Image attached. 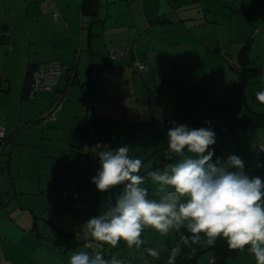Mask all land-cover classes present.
<instances>
[{
	"label": "crops",
	"instance_id": "1",
	"mask_svg": "<svg viewBox=\"0 0 264 264\" xmlns=\"http://www.w3.org/2000/svg\"><path fill=\"white\" fill-rule=\"evenodd\" d=\"M82 1L0 0V263L68 264L75 252L86 250L115 255L123 264H167L176 232L161 236L145 229L138 249L91 240L83 224L102 213L123 186L100 192L91 182L93 170L68 161L88 136L104 139L105 149L124 146L121 133L141 136L130 146L147 152L142 162L156 170L159 148H168V129L187 117L188 103L198 108L205 95L212 97L213 84L222 87L218 99L231 101L238 44L248 40L251 64L252 55L264 51V0H90L81 10ZM133 59L144 64V72L133 69ZM50 60L73 64L75 79L69 81L63 70L54 90L23 97L29 68L43 70ZM49 112L52 117L43 118ZM160 120L165 129L156 124ZM27 144L47 155L30 160L24 175L18 163L11 169V161L16 148ZM146 186L151 196L154 186ZM85 240L92 246L86 248ZM192 247L194 254L182 248L176 264H256L247 248L230 250L224 239ZM148 248L159 257L149 256Z\"/></svg>",
	"mask_w": 264,
	"mask_h": 264
},
{
	"label": "clouds",
	"instance_id": "2",
	"mask_svg": "<svg viewBox=\"0 0 264 264\" xmlns=\"http://www.w3.org/2000/svg\"><path fill=\"white\" fill-rule=\"evenodd\" d=\"M264 104V90L255 94ZM208 124V121H205ZM168 157L173 163L163 169L145 168L139 158L129 156L127 145L97 152L99 169L91 177L100 192L123 186L114 203L89 218L83 229L92 241L116 248L121 241L129 249H138L144 241L141 234L153 229L161 236L173 232L179 241L170 250L167 264H176L182 248L190 249L206 238L208 245L224 239L230 250L245 248L264 264V181L244 172V161L235 154L213 161L216 133L211 127L189 128L176 124L167 132ZM145 175H140L141 170ZM146 181L154 186L150 196ZM184 230L183 232L181 230ZM187 233V234H185ZM88 247V245H86ZM147 254L158 258L156 248ZM68 264H123L102 251H78Z\"/></svg>",
	"mask_w": 264,
	"mask_h": 264
},
{
	"label": "rangeland",
	"instance_id": "3",
	"mask_svg": "<svg viewBox=\"0 0 264 264\" xmlns=\"http://www.w3.org/2000/svg\"><path fill=\"white\" fill-rule=\"evenodd\" d=\"M256 41H258V38ZM238 45L239 48L240 44ZM258 45L259 43H253L252 47L256 48ZM260 52V54H256V57L252 55V59L254 60V64L252 65L257 68V71L255 74H251L249 77L250 81L245 85L239 81L237 74L234 73V71H231L233 77L231 81V101L225 102L223 99L214 98L211 94L214 87L213 85L210 91L212 97L208 98V96L205 95L198 108L196 106L192 107V105L188 103L189 108L186 114L187 117L182 118L179 116L181 118L175 119L174 122L177 125L186 124L189 128L193 129L211 127L216 133V143L210 146L214 149V155L212 157L213 161H215L217 157L221 158L223 161L230 154H235L244 161V172L248 174L249 177L259 175L262 180L264 178V152L260 150L257 152V148L264 144V121H259V119L261 120V117L258 116L259 114H264V104L257 101L255 96L256 92L264 90V51L260 50ZM215 85L220 89L222 88L219 84ZM211 98L222 101L220 103H213V101H209ZM205 121H208L209 123L206 124ZM156 124L159 128H166L163 120L156 122ZM117 137L120 142H123L124 145L129 147V156L131 158H139L141 160L146 158L145 155L147 152H135L130 146L131 142L140 141V135L133 136L119 133ZM164 137V135H160L159 139H164ZM18 138L20 141L23 140L22 138L20 139V137ZM151 142L152 141H150V143ZM3 144L0 148H2ZM28 146L29 144L23 148L17 149V147L14 152V160L13 162L11 161V169L15 171V166L18 163L20 165L18 169L20 173L24 175H27L30 172L28 171V168L32 165L30 160L36 159L40 154L47 155V153L44 152V148L41 152H38L34 147ZM160 149L161 148L158 150V160L164 164L157 167V169L159 168L162 170L166 164L173 163L176 158L168 157V148H163V150ZM54 150L55 149H52L48 155L52 154ZM82 170L92 169L86 168ZM95 174L96 172L94 171L93 176ZM28 202H34V199H32L30 195L28 197ZM37 213L39 214L40 211H35L34 215H37ZM36 230L38 229H33V231ZM181 231L183 232V229ZM178 240L179 237L173 234L171 243L176 245ZM204 241H206V238H202L201 242ZM163 253L164 251H162V255ZM182 255L183 253L180 256ZM180 256H178V259L181 258ZM186 256L187 255H184V257ZM144 258H146V256H144ZM0 264H3V261Z\"/></svg>",
	"mask_w": 264,
	"mask_h": 264
},
{
	"label": "built area",
	"instance_id": "4",
	"mask_svg": "<svg viewBox=\"0 0 264 264\" xmlns=\"http://www.w3.org/2000/svg\"><path fill=\"white\" fill-rule=\"evenodd\" d=\"M109 56L113 57L112 54H109ZM131 64L136 72L145 71V66L142 62L133 59ZM67 69H68V65L61 64L56 60H50L46 63L45 69L33 70L28 78L29 86L26 91L27 98H32L34 92L37 90H45V91L53 90L56 87L60 72ZM95 79H96V74L94 72H91L90 81L94 82ZM211 94L214 98H217L221 96L222 90L218 86L214 85ZM48 114H46L43 118L50 119L52 117L51 112H49ZM83 115L85 117H88L90 115L89 109L86 106V104H83ZM3 142H4V127L2 126V124H0V146L3 144ZM106 146H107V142L104 139L100 137L88 136L84 139L83 143L78 148H76V150H73V152H75L76 154V157L74 159L69 160L68 163L76 168H81V169L89 168L97 172V170L99 169V163H98L99 157L97 155V152L105 150ZM259 149L264 150V146H261ZM61 197L63 199H66L67 193L62 191ZM115 197L112 198L113 203L115 201ZM83 244L84 246L88 245V247H91L93 242L91 240L90 241L86 240L84 241ZM212 261L213 260H211V262Z\"/></svg>",
	"mask_w": 264,
	"mask_h": 264
},
{
	"label": "trees",
	"instance_id": "5",
	"mask_svg": "<svg viewBox=\"0 0 264 264\" xmlns=\"http://www.w3.org/2000/svg\"><path fill=\"white\" fill-rule=\"evenodd\" d=\"M89 5H90V0H83L81 2V10H87ZM247 45H248V40L243 42V44H241V46L238 50V53H237V57H236V62H235V66H234L235 69L233 70L237 74V78L239 79V81H241V83L244 85L248 81H250L249 77L251 76V74H255V72L257 71V68L251 64V61L248 58ZM73 67H74L73 64L68 65L67 72H68L69 81H72L75 79V71H74ZM32 71H33V68H29V70L27 71V78H26V81L24 82L23 88H22V96L23 97L26 96V91H27V88L29 86L28 78H29V75L31 74ZM244 72H247V73H244ZM139 73H141V72H139ZM213 85H215V84H213ZM221 90H222V88H221ZM221 96H222V94H221ZM221 96H219V97H221ZM258 116L261 117V120L259 119V121H264V114H259ZM261 146H264V144L260 145L257 148V152L260 150L259 148ZM260 151L264 152V150H260ZM158 156H159V154L157 155V157ZM159 162H160V164L155 166V168L164 164L161 161H159ZM116 195H118V194H114V195L110 196L111 201H112V198L115 197ZM82 243H84V241ZM86 248H89V247H86Z\"/></svg>",
	"mask_w": 264,
	"mask_h": 264
}]
</instances>
